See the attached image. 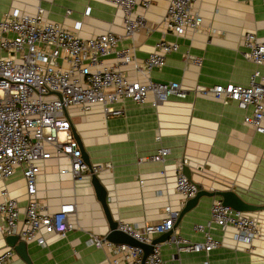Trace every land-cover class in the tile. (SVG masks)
<instances>
[{"label": "crops", "instance_id": "obj_1", "mask_svg": "<svg viewBox=\"0 0 264 264\" xmlns=\"http://www.w3.org/2000/svg\"><path fill=\"white\" fill-rule=\"evenodd\" d=\"M168 3L169 0H150L144 8L139 2L135 12L143 15L144 26L131 37L125 35L121 9L106 0H0V19L14 9L34 14L41 6L47 20L66 28L73 29L80 22L78 34L82 38L107 31L115 33L120 45L134 47L138 61L147 57L161 39L177 42L178 50L166 55L161 68L147 74L136 72L131 64L121 69L135 81L149 78L177 82L187 89L184 97L172 95L158 106L124 99L114 105L123 110L119 116H105L98 104L86 112L71 106L67 109L71 127L80 137L91 165L111 164L96 175L106 189L108 207L117 222L142 226L160 222L166 216V207L180 212L186 200L176 192L175 181L182 161L188 179L196 186L207 191L230 189L245 203L256 206L245 212L259 224V234L250 243L237 241L235 228L214 225L210 233L221 242L218 248L208 254L177 252L172 244L162 242L165 262L264 264V133L244 124V115L250 110L238 108L232 100L193 91L196 85L209 88L248 83L255 66L241 54L242 36L253 32L264 41V0H193L191 11L202 17V26L198 30L185 29L181 34L169 32L163 25ZM186 54L200 57L201 63L186 60ZM5 55L0 50V57ZM103 64H115L114 56H106ZM159 147L169 149L163 162L145 159ZM69 166L65 156L52 155L42 161L36 177V198L50 212L63 203H73L75 213L71 219L76 227L65 235L43 234L44 244L27 241L28 262L7 245V235L0 230V253L7 248L14 251L5 264H111L106 249L89 243L90 234L105 237L109 232L91 178L84 175L73 180L69 173H61ZM4 188L21 208L25 206L21 169L9 179L0 180V201ZM215 198L219 197H200L175 224V233L193 242L203 241V235L193 227L209 219Z\"/></svg>", "mask_w": 264, "mask_h": 264}, {"label": "built area", "instance_id": "obj_2", "mask_svg": "<svg viewBox=\"0 0 264 264\" xmlns=\"http://www.w3.org/2000/svg\"><path fill=\"white\" fill-rule=\"evenodd\" d=\"M106 2L121 9L126 36L131 37L144 26V17L135 12V7L141 2L146 8L150 0ZM192 4L193 0H169L163 18L165 29L181 34L185 29L201 28L202 17L192 13ZM80 26L81 23L76 22L74 28L69 29L47 20L41 6L34 14L14 9L0 19V50L6 53L0 57V180L9 179L18 168L21 169L27 196L25 206L21 208L8 190L2 189L0 230L5 235H18L26 242L36 240L44 244L43 234L65 235L76 227L71 219L75 213L73 203H63L55 212H50L46 204L36 198V177L42 161L52 155L67 157L70 166L61 173H69L73 180L111 167L110 163L93 164L90 173L71 131L69 107L77 106L86 112L98 104L105 116H119L123 110L114 105L124 99L158 106L172 95H186L187 89L177 82H158L149 78L135 81L121 69L122 65L131 64L136 72L147 74L154 68H161L166 55L178 50L177 42L161 39L147 57L138 61L134 47L120 45V37L115 33L107 31L82 38L78 34ZM242 48V56L255 66L246 85L227 83L209 88L196 85L193 91L218 100L229 99L238 108L250 110L244 115V124L264 133V41L253 32H245ZM109 55L114 56L115 64L104 65L103 59ZM186 57L195 64L201 63L200 57L190 54ZM168 154L167 147H159L145 159L163 162ZM183 163H178L175 190L187 200L195 196L198 189L183 174ZM165 211L166 216L160 222L132 226L118 221L116 228L142 243H150L155 236L171 231L164 242L172 244L177 252L206 254L221 245L210 233L214 225L222 229L235 228V239L240 242L250 243L259 234V224L253 217L224 205L220 198L212 201L209 219L193 227L203 235L201 242L175 233L178 212L169 207ZM89 243L106 249L111 264H169L161 256L162 242L152 245L144 261L141 247L113 243L96 234H90ZM13 254L10 248L1 252L0 264H5Z\"/></svg>", "mask_w": 264, "mask_h": 264}, {"label": "water", "instance_id": "obj_3", "mask_svg": "<svg viewBox=\"0 0 264 264\" xmlns=\"http://www.w3.org/2000/svg\"><path fill=\"white\" fill-rule=\"evenodd\" d=\"M71 131H72L74 138L77 140V142L79 144V148L81 150L82 158H83L84 162L88 165L90 173H91V169H90L91 164L89 162L88 155L82 146L80 137L77 135L76 131L72 127H71ZM182 172L185 176H187V178H189V174H188L186 168H184ZM90 178H91V185L93 187L96 199L101 204L102 210L104 212V215H105L107 223H108L109 232L105 236V238L108 241H111L113 243H125L128 245L141 247L143 249V252H144V254H143V261H144L145 257L151 252L152 245L154 243L164 242L170 237L172 232L168 231V232L162 233L159 236L153 238L150 243H142V242L134 239L130 235L118 230L116 228L117 227V221L113 219V217L110 213L109 207H108L106 189L101 184V182H100V180L96 174L91 173ZM196 187L198 189L197 193L192 198H189L186 200L183 208L177 214V220H176L175 224H178V222L180 221L183 214L186 213L187 211H189L193 206H195L198 199L202 196H207V197L218 196L222 200V203L224 205L229 206V207L236 209V210H239V211H243V212H247V211H251V210L256 209V206L247 204L244 201H242L233 190L228 189V190H224V191H207V190L201 189L199 186H196ZM175 224H174V226H175ZM5 240H6V243L8 246L12 247L14 249V251L22 259H24L26 262H28V256L26 253V241L22 240L18 235H7Z\"/></svg>", "mask_w": 264, "mask_h": 264}]
</instances>
